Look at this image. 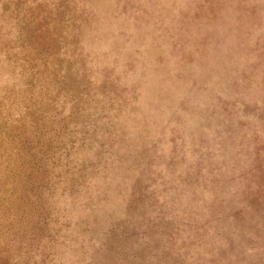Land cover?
Wrapping results in <instances>:
<instances>
[{
	"label": "rangeland",
	"instance_id": "374dc122",
	"mask_svg": "<svg viewBox=\"0 0 264 264\" xmlns=\"http://www.w3.org/2000/svg\"><path fill=\"white\" fill-rule=\"evenodd\" d=\"M0 264H264V0H0Z\"/></svg>",
	"mask_w": 264,
	"mask_h": 264
}]
</instances>
